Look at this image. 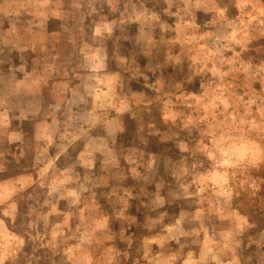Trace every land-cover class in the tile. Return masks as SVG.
<instances>
[{
    "label": "rangeland",
    "instance_id": "374dc122",
    "mask_svg": "<svg viewBox=\"0 0 264 264\" xmlns=\"http://www.w3.org/2000/svg\"><path fill=\"white\" fill-rule=\"evenodd\" d=\"M8 1L0 0L6 13L0 17V264H264V210L243 215L236 203L240 197L249 205L264 201V0H215L224 19L214 25L219 32L210 36L204 71L182 67L165 81L164 89L175 88V80L184 89L165 91L170 110L153 100L152 90L146 97L152 114L140 110V121L154 127L135 131L136 122L122 118V132L113 136L116 155L102 164L103 158L79 152L96 145L82 137L88 128L81 130L63 103L73 101L63 88L70 79L60 58L39 57L37 71L19 65L34 54L33 41L39 46L44 20L66 3L10 0L15 8H9ZM177 1L178 11L159 18L184 23L189 12L185 0ZM79 2L83 24L123 21L125 52L140 71V44L132 40L140 4L158 2ZM98 50L83 56L90 72L106 68ZM44 63L61 75L46 93ZM129 107L123 103L105 117L129 114ZM62 116L69 117L64 126ZM176 116L181 119L166 123ZM104 123L96 127L105 136ZM64 130L69 141L61 140Z\"/></svg>",
    "mask_w": 264,
    "mask_h": 264
},
{
    "label": "crops",
    "instance_id": "0c3cea01",
    "mask_svg": "<svg viewBox=\"0 0 264 264\" xmlns=\"http://www.w3.org/2000/svg\"><path fill=\"white\" fill-rule=\"evenodd\" d=\"M48 1H62L67 6H56L53 19L50 21L49 18L44 20L47 28L42 31L44 36L41 38L39 46L35 44V41H33L34 43L32 41L21 43V45L33 43L31 45L33 49L31 50L34 54H31V59L28 61L22 58L23 60L20 61L19 65L28 63L33 65L34 71H37L39 57L43 61L46 58H60L58 61L62 67L69 69L67 76L70 80L66 79L64 81L63 88L69 94L68 98L73 101V103H70V101L64 100L63 103L69 105L70 110L73 111L72 117L80 129L88 128V131L84 132V136L80 133L78 136L73 134V140L82 136L87 141L93 142V145H96L93 150L79 149V152L81 155L86 154L98 159L103 158L99 160L100 164L106 163L113 154L116 155V150L113 147V136L117 135L118 132H122V125L124 124V121H121L122 118L135 121V131L139 130L141 132L143 130L144 133L147 130L151 131V128L154 127L153 123H143L145 119L140 121V110L144 109V112L149 116L152 114L153 106L150 101L146 100L148 94H153L152 90L156 92L153 100L157 101L158 99L161 108L170 110L173 107L166 100L165 91L170 95H177L180 92L183 93L184 89L176 85V80L174 81L175 88L164 89L163 85L166 84V80L173 79L176 70L182 67L191 69L192 65L195 71L199 70L200 73L204 71L203 63H205L204 59L208 55L210 36L214 32H219V28H214V25L223 21L225 11V9L219 8L215 0H185V10L189 12V15L186 16L184 23L177 24L175 21L159 18L161 14L168 15V13L178 11L183 4L178 5L177 0H155L158 2L157 4L155 2H152L151 5L145 3V7L140 4L141 14L137 17L138 21H136L138 35L132 38L135 43L140 44V53H136V55H139L141 62L139 71V65L132 60L134 58L131 55L132 52H125L128 50L129 37L123 32V21L120 20L114 23L104 17L102 20L83 24L77 20L79 0H73V6L71 7L68 5V0H41V3L48 5ZM8 4L9 8H15L10 0ZM159 4L161 6H158ZM18 9L21 13L29 12L28 6H19ZM45 10L48 11V8L46 7ZM212 11L213 15L211 14ZM3 16H6V13L0 12V17ZM124 24L128 25V22H124ZM81 25L88 27L85 28ZM90 27H92L90 37L87 38L86 34ZM113 27L119 28L120 32L110 30ZM97 28H99V38L94 36V29ZM208 28H214V31L211 32ZM36 29L38 28L33 30L36 31ZM62 33L64 38L61 37ZM113 34H116V36ZM167 34L169 35L167 36ZM66 47L70 49L68 53ZM98 47L99 56L100 58L104 57L106 68H104V71L90 72L84 66L83 56L90 54L92 50L95 51V48ZM198 63L201 64V67H197ZM7 66H11L10 62ZM45 66L46 63H44V67L42 65V79L44 82L42 87L46 93V91H49L50 84L55 80L58 81L61 75L57 72H50L51 67L49 69ZM166 70L169 71L168 76L164 72ZM137 74L140 78L136 76ZM29 76L31 75L28 74V78ZM22 78L26 79L24 76ZM133 84L140 86V89H136V85L133 86ZM161 85L162 87H159ZM123 103L130 106L131 113L125 115L120 113L116 118L105 117V111L108 112L111 108L119 109ZM1 109L5 110V108ZM88 114L92 118H97L91 125L87 121V124H85V119H82ZM176 117L175 120H169L168 122L165 120V122L173 125L176 120L181 119L180 116ZM66 118L69 117L62 116V123H60L62 126L65 125ZM102 123H104L105 136L97 132V128L102 126L96 127L97 124ZM60 135L62 141L70 140V137L65 134V130L60 132ZM146 154L153 155V152ZM90 166L87 165V167ZM140 188L143 189V187ZM144 192H140V201L142 202ZM162 197L164 203H170V201L165 200L164 194Z\"/></svg>",
    "mask_w": 264,
    "mask_h": 264
},
{
    "label": "trees",
    "instance_id": "16d2710c",
    "mask_svg": "<svg viewBox=\"0 0 264 264\" xmlns=\"http://www.w3.org/2000/svg\"><path fill=\"white\" fill-rule=\"evenodd\" d=\"M263 188V187H262ZM257 202L259 203V205L261 207H256ZM236 203L239 204L240 203V208L239 211L243 214V215H249L251 213V211H254L255 213H258L259 210L260 212L264 210V201L263 200H258L256 201L255 204L249 205L247 204V202H243V197L241 199V197L239 199L236 198ZM245 206V208H244ZM263 225H264V220H261ZM264 227V226H263Z\"/></svg>",
    "mask_w": 264,
    "mask_h": 264
},
{
    "label": "built area",
    "instance_id": "2783aa9c",
    "mask_svg": "<svg viewBox=\"0 0 264 264\" xmlns=\"http://www.w3.org/2000/svg\"><path fill=\"white\" fill-rule=\"evenodd\" d=\"M215 45H217L216 41L213 42Z\"/></svg>",
    "mask_w": 264,
    "mask_h": 264
}]
</instances>
